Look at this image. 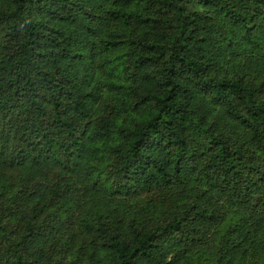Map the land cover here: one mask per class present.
<instances>
[{"label":"trees","instance_id":"1","mask_svg":"<svg viewBox=\"0 0 264 264\" xmlns=\"http://www.w3.org/2000/svg\"><path fill=\"white\" fill-rule=\"evenodd\" d=\"M0 264H264V0H0Z\"/></svg>","mask_w":264,"mask_h":264}]
</instances>
